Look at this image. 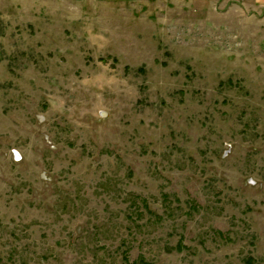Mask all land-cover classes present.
Here are the masks:
<instances>
[{"label": "rangeland", "instance_id": "374dc122", "mask_svg": "<svg viewBox=\"0 0 264 264\" xmlns=\"http://www.w3.org/2000/svg\"><path fill=\"white\" fill-rule=\"evenodd\" d=\"M264 264V3L0 0V264Z\"/></svg>", "mask_w": 264, "mask_h": 264}, {"label": "trees", "instance_id": "16d2710c", "mask_svg": "<svg viewBox=\"0 0 264 264\" xmlns=\"http://www.w3.org/2000/svg\"><path fill=\"white\" fill-rule=\"evenodd\" d=\"M246 262L249 263V264H251V263H253V260L250 259V258H248V259L246 260ZM138 263H139V264H147L144 260H140ZM132 264H134V263H132ZM135 264H136V263H135Z\"/></svg>", "mask_w": 264, "mask_h": 264}, {"label": "crops", "instance_id": "0c3cea01", "mask_svg": "<svg viewBox=\"0 0 264 264\" xmlns=\"http://www.w3.org/2000/svg\"><path fill=\"white\" fill-rule=\"evenodd\" d=\"M257 1H259L260 3H264V0H257Z\"/></svg>", "mask_w": 264, "mask_h": 264}]
</instances>
